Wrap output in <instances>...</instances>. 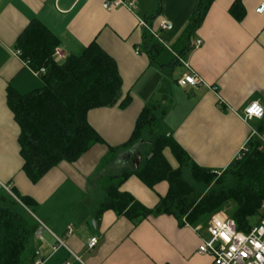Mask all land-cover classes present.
I'll list each match as a JSON object with an SVG mask.
<instances>
[{
    "label": "crops",
    "instance_id": "1",
    "mask_svg": "<svg viewBox=\"0 0 264 264\" xmlns=\"http://www.w3.org/2000/svg\"><path fill=\"white\" fill-rule=\"evenodd\" d=\"M106 1L0 0V192L13 191L33 201L31 210L17 199L47 229L42 240L35 239L36 261L46 258L44 264H212V257L198 252L209 239L208 217L180 223L161 215L135 224L111 210L98 217L99 199L87 195L96 190L90 180L109 149L130 139L148 105L168 106L164 123L169 134L202 168L222 172L251 141L264 147V117L248 122L243 117L252 103L264 108V13H257L264 0H241L246 10L242 21L230 13L235 0H215L189 38L187 29L199 0H161L159 13L157 0H136L134 11L125 7L107 11ZM140 18L155 28L162 20L173 25V30L161 33L159 43L181 55L204 85L180 86L187 69L177 60L170 65L160 55L157 63L151 62ZM33 21L45 26L68 56H80L96 42L116 61L122 79L119 101L88 113V122L102 141L77 162L54 167L37 183L23 170L21 129L8 103L9 93L26 95L45 86L43 77L18 55V40ZM197 39L203 45L194 49ZM175 65L181 66L176 75ZM126 98L130 101L122 106ZM163 153L173 168L179 167L170 149ZM140 155L125 154V163L138 166L143 161ZM121 190L151 209L166 196L169 184L150 188L131 176ZM94 237L99 243L90 250ZM58 240L63 245L54 252Z\"/></svg>",
    "mask_w": 264,
    "mask_h": 264
},
{
    "label": "trees",
    "instance_id": "2",
    "mask_svg": "<svg viewBox=\"0 0 264 264\" xmlns=\"http://www.w3.org/2000/svg\"><path fill=\"white\" fill-rule=\"evenodd\" d=\"M215 0H199L187 29L192 37L205 21ZM159 10L161 0H157ZM231 15L242 21L246 10L241 0H235ZM149 21V20H147ZM145 49L152 63H157L164 47L146 34ZM59 40L40 22L33 21L18 40L22 59L29 61L42 75L45 86L26 95L9 93L8 103L21 133L19 144L24 160L23 170L37 183L62 162H77L92 146L102 141L88 122L91 110L115 105L121 95L122 79L116 61L96 42L80 56L64 60L54 57ZM174 65V63L170 64ZM130 98L122 101L126 106ZM164 102L146 106L137 119L130 139L110 148L103 166L120 160L129 150L141 153L138 166L124 167L119 174L103 176L96 186L100 205L98 217L113 211L138 224L153 216L170 215L180 223H194L226 210L239 231L251 232L264 219V147L259 141L248 144L249 151L222 172H214L195 164L189 155L168 135L164 121L168 114ZM264 129V126L261 130ZM170 149L179 162L173 168L164 156ZM129 152V153H130ZM221 173L219 176L218 174ZM131 176L138 177L150 188L161 182L169 184L165 197L154 208H147L132 194L123 192L122 185ZM105 180V181H103ZM0 192V264H34L38 253L35 221L27 208L33 201L16 193ZM28 259L25 260V255Z\"/></svg>",
    "mask_w": 264,
    "mask_h": 264
},
{
    "label": "built area",
    "instance_id": "3",
    "mask_svg": "<svg viewBox=\"0 0 264 264\" xmlns=\"http://www.w3.org/2000/svg\"><path fill=\"white\" fill-rule=\"evenodd\" d=\"M136 4V0H107L104 2L103 7L107 11H114L121 7L134 11L137 8ZM257 13H264V3L257 9ZM139 28L158 42H162L161 33L173 30V25L162 20L155 28L151 21L140 18ZM202 45L203 40L197 39L192 44V47L197 49ZM18 55L21 57L22 52L18 51ZM54 57L57 60H64L69 56L65 50L57 47ZM178 60L187 69V72L178 81L180 86L196 88L205 84L203 79L191 70L182 57H178ZM25 63L27 65L30 64L29 61ZM36 73L42 76L46 74V70L41 69ZM243 117L245 122L253 118L262 119L264 117V108L258 103H252L244 110ZM253 134L255 135L256 133L254 132ZM248 151V146H245L237 160H241ZM45 230L47 229L39 224V229L35 233V239L42 240ZM207 231L209 239L203 240L198 252L199 254L212 257V264H264V219L260 224L254 225L251 232L245 233L238 230L237 223L233 218L224 216V214L219 212L209 217ZM70 233H72V229H70ZM225 236H227V239L224 238ZM98 243L99 239L97 237L92 238L89 243V249H94ZM62 245L63 242L58 240L57 245L53 247V251H57ZM45 260L46 258H40L35 264H44Z\"/></svg>",
    "mask_w": 264,
    "mask_h": 264
},
{
    "label": "rangeland",
    "instance_id": "4",
    "mask_svg": "<svg viewBox=\"0 0 264 264\" xmlns=\"http://www.w3.org/2000/svg\"><path fill=\"white\" fill-rule=\"evenodd\" d=\"M178 57H181V55H179L178 53H176L173 49H170V51H167V50H163L162 52H161V58H162V60H166V61H168L170 64H172V63H175L176 61L175 60H177L178 62H179V60H178ZM180 63V62H179ZM177 65V64H176ZM175 65V66H176ZM176 68V73L174 74V75H176L178 72H180L181 71V66H176L175 67ZM167 71L169 72V74H172V68L171 67H167ZM173 75V76H174ZM171 81H173L172 79H171ZM164 127L166 128V130L168 129V126L166 125V122L164 123ZM169 130V129H168ZM167 130V131H168ZM168 133H169V131H168ZM130 152V150L126 153V154H128ZM103 159V158H102ZM102 159H101V161H102ZM125 160H126V158H125V156L124 157H122L120 160H117L116 162H114V163H112V164H110V165H108V166H102L101 165V167L99 166L98 168H97V170H96V173H95V175H93L92 176V178H91V180H90V186L92 187V186H94V189H95V186L98 184V183H101V181H102V177L103 176H110V175H117V174H119L120 173V171L124 168V167H127V166H129V165H127L126 163H125ZM219 176L221 175V173H219L218 174ZM2 193H5V191H2ZM87 195V194H86ZM97 196V194H96V190H95V192H89V195H87V199H91L92 197L94 198V196ZM31 210H34V208L33 207H31ZM221 213V214H224V216H229L230 217V215L228 214V212L226 211V210H221V211H218V212H216V213H214V214H218V213ZM33 217V216H32ZM34 218V217H33ZM35 219V218H34ZM35 221H36V219H35ZM256 221H258V219L257 218H254V219H252V223H255ZM28 254H26L25 255V260L26 259H28ZM28 264V263H27Z\"/></svg>",
    "mask_w": 264,
    "mask_h": 264
},
{
    "label": "snow or ice",
    "instance_id": "5",
    "mask_svg": "<svg viewBox=\"0 0 264 264\" xmlns=\"http://www.w3.org/2000/svg\"><path fill=\"white\" fill-rule=\"evenodd\" d=\"M224 238L227 239V236H225Z\"/></svg>",
    "mask_w": 264,
    "mask_h": 264
},
{
    "label": "water",
    "instance_id": "6",
    "mask_svg": "<svg viewBox=\"0 0 264 264\" xmlns=\"http://www.w3.org/2000/svg\"><path fill=\"white\" fill-rule=\"evenodd\" d=\"M168 135H169V133H168ZM140 157H142V156L140 155Z\"/></svg>",
    "mask_w": 264,
    "mask_h": 264
}]
</instances>
